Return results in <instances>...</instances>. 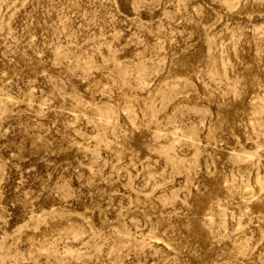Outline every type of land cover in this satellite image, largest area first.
Masks as SVG:
<instances>
[{
  "label": "rangeland",
  "instance_id": "obj_1",
  "mask_svg": "<svg viewBox=\"0 0 264 264\" xmlns=\"http://www.w3.org/2000/svg\"><path fill=\"white\" fill-rule=\"evenodd\" d=\"M0 264H264V0H0Z\"/></svg>",
  "mask_w": 264,
  "mask_h": 264
}]
</instances>
